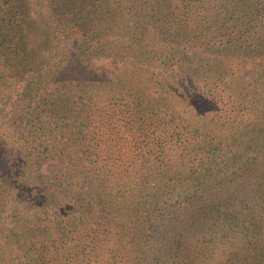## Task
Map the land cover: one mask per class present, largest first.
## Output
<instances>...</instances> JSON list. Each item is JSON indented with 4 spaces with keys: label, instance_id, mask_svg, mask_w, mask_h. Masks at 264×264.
<instances>
[{
    "label": "trees",
    "instance_id": "trees-1",
    "mask_svg": "<svg viewBox=\"0 0 264 264\" xmlns=\"http://www.w3.org/2000/svg\"><path fill=\"white\" fill-rule=\"evenodd\" d=\"M0 264H264V0H0Z\"/></svg>",
    "mask_w": 264,
    "mask_h": 264
},
{
    "label": "rangeland",
    "instance_id": "rangeland-1",
    "mask_svg": "<svg viewBox=\"0 0 264 264\" xmlns=\"http://www.w3.org/2000/svg\"><path fill=\"white\" fill-rule=\"evenodd\" d=\"M45 67H50V65H46ZM39 74H41L44 78H46L49 81V83H55L54 84L55 86L59 85L60 88L62 89L61 96L63 98H65L66 95L70 93V91L74 89L76 90L80 89V85H83L77 80L79 77L82 76V73L80 71H65V72L62 71L61 73H59L54 67L52 68L51 71L40 72ZM39 74H36V75H39ZM52 75L55 78V81L54 79L53 81L50 80V77ZM251 75H256V72L251 73ZM70 78L73 79V81H69ZM221 84H224V83H221ZM234 85H239V90L242 88V86H244L247 88V90L250 91V93L254 91L255 89L257 90V94L249 95L246 98H249V99H260L261 98L260 94H258L260 89L256 86L255 83H225V87L228 89H232Z\"/></svg>",
    "mask_w": 264,
    "mask_h": 264
}]
</instances>
